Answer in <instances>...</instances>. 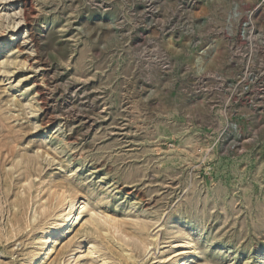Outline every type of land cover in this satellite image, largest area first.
Here are the masks:
<instances>
[{
	"label": "rangeland",
	"instance_id": "rangeland-1",
	"mask_svg": "<svg viewBox=\"0 0 264 264\" xmlns=\"http://www.w3.org/2000/svg\"><path fill=\"white\" fill-rule=\"evenodd\" d=\"M65 192L48 264H264V0H0V264Z\"/></svg>",
	"mask_w": 264,
	"mask_h": 264
},
{
	"label": "bare ground",
	"instance_id": "bare-ground-1",
	"mask_svg": "<svg viewBox=\"0 0 264 264\" xmlns=\"http://www.w3.org/2000/svg\"><path fill=\"white\" fill-rule=\"evenodd\" d=\"M16 184H17V182H16ZM27 186H28L27 190L30 193V190L32 188L31 183L28 184ZM63 191H65V190H63ZM66 193L67 192H65V193L57 196V199H59L58 200L59 203L56 204L57 205V208L60 209V208L63 207V209L60 210V212L58 211L59 213H55V212H54V214H51L50 213L49 216H48V214H49V212H48V214H47L48 220L45 219L46 220V223L45 224H42V226L38 229V234L37 235L39 237L37 239H35V240L39 241L38 242L39 243V249L37 250V252H36L35 255L34 254L30 255V257H29V259L27 261V264H33L34 262H36V264H48V262H49V260L51 258V255L53 254L54 247L57 244V242L60 239L65 238L68 235V233L70 232V230L76 225V222L78 220L77 217H79L80 214H81L79 211H81L82 209H84V206L85 205H83L82 199L80 198L79 195H73V196H71V195H66ZM55 195H56V192H55ZM53 199L55 200L54 196H53ZM53 199H52V201H53ZM55 201H57V200H55ZM24 202H25V199L23 197H17L16 198V201L13 203L14 208L17 209L16 210V213H14V220H15L16 223H19V218L17 217L18 216V211H19V209H21L23 207ZM41 208H42V211L43 212H46L47 205H42ZM53 208H55V207H53ZM47 217L44 216V218H47ZM103 219H104L103 220L104 223H106V225H107V228L110 227V228H113V230H116L117 229L118 232L122 229V226L125 225L124 223H118L115 219H113L111 217L110 218L109 217H103ZM135 225L138 227V232H135L136 234H134L130 238H128V235L126 234V232L124 230H122L121 233H122V235L124 234L123 235L124 238H128V240H130V239L137 240L139 242V244H140L141 247H145L147 249L148 247L146 246L145 239L143 237V230H144V228H146V224L145 223H143V224L140 223V224H135ZM17 234H18V231H17ZM113 234H115V233H113ZM5 238H7V237H5ZM5 238H3V239H5ZM6 240H8V239H6ZM180 246H183V247L185 246L184 248H187L188 249V247H190V243L189 242H185V243H183V245H180ZM121 248H122V251L124 252L125 250L123 249V246H121ZM189 250H191L190 251L191 252L190 254H193L195 252V250L193 248H189ZM82 253L83 254H86V253L87 254H94V253L97 254V250H96V247L94 245H88L87 248H84V251ZM182 255H184V253L175 254L171 258L170 264H186L185 263L186 260L185 259H182ZM128 258H129L128 260H130V257H128ZM187 258H188V256H187ZM100 259H101L100 262L102 264H113V263H111V262L108 261V258H105L103 256H100ZM187 261H188V259H187Z\"/></svg>",
	"mask_w": 264,
	"mask_h": 264
}]
</instances>
